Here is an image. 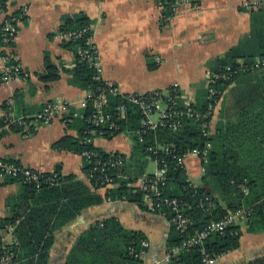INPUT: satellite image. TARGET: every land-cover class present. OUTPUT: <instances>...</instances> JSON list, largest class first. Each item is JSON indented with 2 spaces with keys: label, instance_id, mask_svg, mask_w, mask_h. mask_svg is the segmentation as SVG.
Segmentation results:
<instances>
[{
  "label": "crops",
  "instance_id": "obj_1",
  "mask_svg": "<svg viewBox=\"0 0 264 264\" xmlns=\"http://www.w3.org/2000/svg\"><path fill=\"white\" fill-rule=\"evenodd\" d=\"M243 2L190 0L172 17H165L161 0H8L9 12H27L17 38L0 53V121L9 115L32 116L46 105L62 101L82 113L91 91L82 88L74 78L77 52L59 36L67 18L81 15L88 19L93 42L102 57L103 78L118 87L120 93L165 91L178 83L182 102L204 108L208 101L206 79L216 60L251 36V13L244 9ZM9 58L20 63L29 77L4 83L1 72ZM47 61L58 69L59 80H43ZM254 86L239 81L229 86L216 107L215 128L221 120H237L247 103L243 96L250 94ZM79 118H57L49 125H40L28 137L21 127L11 126L0 137V159L45 174L59 169L62 176L75 175L95 191L86 179L83 157L56 147L65 137L79 139ZM132 134L125 132L111 139L99 137L94 146L106 153L125 155L128 164L124 174L128 177L153 174L156 169L148 171L150 161L134 155ZM202 167L198 158H187L185 172L191 186L202 184ZM21 190L20 184L0 180V217L8 215V202ZM96 192L105 195L104 190ZM112 217L125 229L146 236L150 248L146 257L140 259L143 264H169L167 238L171 223L158 213L126 201H105L91 207L56 232L47 264H65L82 233L96 221ZM238 226L243 232L240 248L219 257L216 264H250L264 256V233H248L244 222Z\"/></svg>",
  "mask_w": 264,
  "mask_h": 264
},
{
  "label": "trees",
  "instance_id": "obj_2",
  "mask_svg": "<svg viewBox=\"0 0 264 264\" xmlns=\"http://www.w3.org/2000/svg\"><path fill=\"white\" fill-rule=\"evenodd\" d=\"M175 2L176 0H161L165 17L174 15ZM250 13L253 27L251 36L222 58H218L213 72L218 73L228 66L233 70L240 69L241 63L251 66L264 59V9ZM88 23V19L82 15L75 19L67 18L60 31L88 26ZM68 44L76 53L74 43ZM46 65L43 80H59L56 66L48 61ZM73 76L86 90L97 91L101 86L94 80V70L81 62L77 53ZM236 81L253 83L255 89L243 96L247 103L238 113L236 121L221 120L217 124L209 139L212 148L208 163L204 165L202 184L191 186L184 169L172 166L170 170L165 194L189 202L187 213L194 224L186 234H181L172 226L167 238L168 251L202 231L212 220H220L240 208L252 210L250 218L244 222L247 232L264 233V69L254 67L240 71L230 80L222 82L219 88L226 91ZM123 102L128 104V116L126 120L118 123L121 130L133 133L134 155L140 159L146 158V146L154 140V134L149 133L145 143L139 142L136 131L140 129L142 116L138 109L121 96L111 95L106 112L116 120L115 110ZM4 107L8 108L7 105ZM91 113L92 105H88L82 111L84 118L78 119L79 139L65 137L57 143L58 149L80 154L89 148L80 141L88 128L87 117ZM157 136L159 142L175 143L182 151L203 148L206 144V138L200 133L199 125L190 119L185 121L182 129H160ZM112 137L110 133L105 135L108 139ZM56 172L61 176L56 184L44 185L39 189L32 184H20L21 192L8 202V215L3 218V222L4 225H16L14 243L9 246V249L17 254L15 264H47L50 250L55 243V233L74 222L85 210L100 206L109 198L111 201H126L146 209L142 204V194L129 188L127 181H123L119 188L110 192L104 190L105 195H102L96 191L103 189L93 191L77 176H62L59 169ZM245 188L248 189L247 193ZM202 197L210 198L212 204L204 203V206L200 207ZM242 235L240 227L233 226L224 235L213 234L204 246L208 253L219 258L238 250ZM143 240H147L143 233L125 229L115 217L96 221L77 239L67 255L65 264H143L142 260L135 257L141 252ZM199 260L200 247H194L189 251H181L176 257L172 256L169 264H199ZM250 264H264V256L254 259Z\"/></svg>",
  "mask_w": 264,
  "mask_h": 264
},
{
  "label": "built area",
  "instance_id": "obj_3",
  "mask_svg": "<svg viewBox=\"0 0 264 264\" xmlns=\"http://www.w3.org/2000/svg\"><path fill=\"white\" fill-rule=\"evenodd\" d=\"M0 0V53L3 49L11 46L20 32V26L27 10L9 12L7 2ZM103 2L105 0H95ZM190 0H176L173 5L174 14L178 8ZM6 5V6H5ZM242 6L247 11L264 9V0H244ZM62 40L73 42L77 56L95 72L94 80L101 86L97 91H91L84 104L86 109L92 105V113L87 117L88 128L84 131L80 143L89 147L83 150L80 155L85 160L86 179L94 189L112 191L122 185L123 180L127 181L129 188L135 193L142 194V204L147 211L158 213L168 219L174 229L181 234L189 232L193 226V220L187 213L189 202L187 200L169 197L165 194L168 178L172 166L186 169V160L189 157L198 158L203 167L208 163L209 152L212 148L210 138L214 134V117L216 107L225 91L219 85L230 80L240 71L249 68L264 69V59L258 60L254 65L247 66L241 63L240 69L233 70L228 66L220 72L211 71L206 79L208 92V103L206 107L199 108L189 102H182L180 85L175 83L165 91H151L144 94H122L114 84L106 82L103 78L104 67L102 57L93 42V32L90 26H84L59 33ZM10 60V58H9ZM10 62L2 69V81L6 84L15 79H26L28 72L18 63ZM121 96L125 101L135 106L142 116L140 129L136 131L139 142L145 143L149 133L154 134V140L146 146V159L153 161L157 168L153 174H143L140 177L126 176L124 169L128 159L121 153H106L94 146L96 138H105L106 133L115 136V133L123 134L128 132L121 130L118 122L124 121L128 116V104L123 102L116 108L117 119L106 112L109 104V96ZM91 103V104H90ZM84 118V115L73 111L72 105L68 102H55L46 105L40 112L32 116L14 117L7 116L0 123V137L2 133L14 125L21 127L25 137L30 136L40 125H49L57 118ZM195 121L200 128V133L206 138L203 148H193L182 151L175 143L159 142L157 132L160 129L178 131L184 127L186 120ZM87 168V170H86ZM61 176L56 171L45 174L32 168L24 167L16 162L0 159V180L14 181L17 184H32L37 189L44 185H54L60 181ZM128 178V179H127ZM247 193L248 189H244ZM200 207L204 203L212 204L208 197L200 198ZM108 201H111L109 198ZM250 208H240L228 213L220 220H212L211 223L196 235L188 238L182 245L173 248L168 259L178 256L181 251H189L194 247H200L199 264H216L218 258L208 253L205 249V242L213 234L224 235L233 226L239 225L250 218ZM16 225H4L3 217H0V264H15L17 254L9 249L14 243V231ZM12 239V240H11ZM141 252L136 254L138 259H144L150 248L147 240L141 242Z\"/></svg>",
  "mask_w": 264,
  "mask_h": 264
},
{
  "label": "rangeland",
  "instance_id": "obj_4",
  "mask_svg": "<svg viewBox=\"0 0 264 264\" xmlns=\"http://www.w3.org/2000/svg\"><path fill=\"white\" fill-rule=\"evenodd\" d=\"M224 96V95H223ZM223 96H222V98L220 99V101L219 102H221L222 101V99H223ZM218 102V103H219ZM216 111H217V109H216ZM215 121L216 122H218V115L216 116V119H215ZM215 122V123H216ZM217 124V123H216ZM155 169H156V165L154 164V162L153 161H150L149 162V167H148V171L149 172H153V171H155Z\"/></svg>",
  "mask_w": 264,
  "mask_h": 264
}]
</instances>
